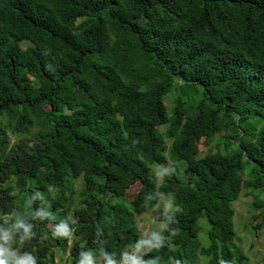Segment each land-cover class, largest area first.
<instances>
[{"label":"trees","instance_id":"1","mask_svg":"<svg viewBox=\"0 0 264 264\" xmlns=\"http://www.w3.org/2000/svg\"><path fill=\"white\" fill-rule=\"evenodd\" d=\"M174 86L182 93L167 107ZM215 136L222 147L200 155L201 139ZM167 157L183 173L173 165L159 184L153 165ZM243 187L255 234L264 229V0H0V225H33L22 244L14 234L19 254L57 264L54 252H68L63 264H78L90 252L103 264L106 252L119 262L141 240L136 216L164 194L172 207L156 210L162 226L146 241L163 240L145 244L144 261L248 264L232 206ZM61 223L70 237L55 234Z\"/></svg>","mask_w":264,"mask_h":264},{"label":"rangeland","instance_id":"2","mask_svg":"<svg viewBox=\"0 0 264 264\" xmlns=\"http://www.w3.org/2000/svg\"><path fill=\"white\" fill-rule=\"evenodd\" d=\"M176 86H174L171 91H169L165 95V104L167 107H170L172 103V99L175 97V95L179 92L181 95V90L178 91L176 89ZM8 117L5 115L2 118V125H6L8 122ZM15 121L12 122V125L10 127L15 126ZM6 129L7 137L12 143L15 141L16 137L11 132V128ZM163 126H161V130H163ZM39 129V126L35 125L34 127H31L28 130V133H26V136L33 135V133ZM222 141L219 136H215L212 141L205 145L203 142V139H201L199 147H200V155H204L208 151H215L222 147ZM173 165L177 166L176 171L173 169ZM182 166H184L183 162H172L168 157L166 158V161L162 165H153V170L157 176L158 183L161 184L164 180L165 173L171 169L175 171L176 174L182 175L183 170ZM245 173V171H243ZM82 189V177H78L75 180L72 181L70 190L67 193L73 192L72 197L74 202H77V195L79 191ZM133 190H128L125 196V200H128ZM119 199V198H116ZM253 200V192L249 190L248 188L243 187L238 198L232 203L233 209H234V229L236 233V241L238 245L241 247V249L244 251V253L248 257V264H264V229L258 228L253 234L249 231L248 225L252 222V224H255L258 222V219L253 220L252 216L254 214V211L251 208V202ZM172 202L170 198L167 195L161 194L159 197V201L155 206L145 208L143 212L136 216V225L137 230L140 234L141 240L146 241V239L149 237L152 231L158 230L161 228L162 223L159 221H156L154 219L156 210L158 208H171ZM198 238L201 240L202 244H206L207 241V229H208V222L206 220V216L202 215L199 217L198 221ZM70 237V236H68ZM140 240V241H141ZM70 243V241H68ZM15 249V248H14ZM146 245L143 244L142 247L138 252L135 254L141 253L146 251ZM16 250V249H15ZM17 251V250H16ZM129 251V252H133ZM68 252H59L55 251L53 255L54 262L57 264H63L67 257ZM198 264H207V260L203 257H199Z\"/></svg>","mask_w":264,"mask_h":264},{"label":"clouds","instance_id":"3","mask_svg":"<svg viewBox=\"0 0 264 264\" xmlns=\"http://www.w3.org/2000/svg\"><path fill=\"white\" fill-rule=\"evenodd\" d=\"M32 228L33 225L31 223H27L24 219L20 218H16L11 224L5 220L4 224L0 225V264H37V257L29 253L19 254L12 246L15 241L14 234L19 235L18 243L22 244L24 240L30 239L34 235ZM55 234L70 236L71 230L67 223H61L56 227ZM153 240L157 241L154 245L151 240H141L139 243L133 245V252L123 251L122 259L119 262L114 259L113 255L102 252L103 264H157L158 258L156 260L144 261L140 255L135 254L140 250L143 244H150L153 245V247L159 248L163 238L154 233ZM81 255L83 259H80L78 264H96L92 253H82ZM173 264H180V261L174 260ZM219 264H225V262L221 260Z\"/></svg>","mask_w":264,"mask_h":264}]
</instances>
